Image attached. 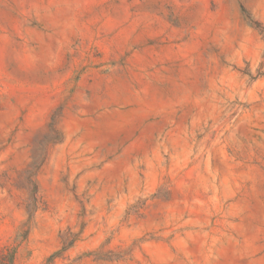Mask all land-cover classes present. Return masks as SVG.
Segmentation results:
<instances>
[{
	"label": "rangeland",
	"instance_id": "rangeland-1",
	"mask_svg": "<svg viewBox=\"0 0 264 264\" xmlns=\"http://www.w3.org/2000/svg\"><path fill=\"white\" fill-rule=\"evenodd\" d=\"M0 264H264V0H0Z\"/></svg>",
	"mask_w": 264,
	"mask_h": 264
}]
</instances>
